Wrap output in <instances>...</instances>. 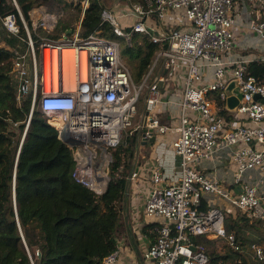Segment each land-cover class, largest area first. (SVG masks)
<instances>
[{
    "label": "built area",
    "instance_id": "obj_1",
    "mask_svg": "<svg viewBox=\"0 0 264 264\" xmlns=\"http://www.w3.org/2000/svg\"><path fill=\"white\" fill-rule=\"evenodd\" d=\"M10 1L15 10L0 13V24L24 41V47L16 48L13 56L12 72L19 79L17 99L30 95V116L38 103L48 122L66 137L74 151L72 175L77 181L103 193L111 181L110 150L119 147L131 129L139 131V141L148 140L153 133L177 134L171 145L179 156L180 179L165 183L160 167L151 172L144 214L159 225L144 259L154 264H207L208 254L196 240L202 236L225 238L237 249L234 235L226 233L224 203L264 224V82L248 73L249 63L257 58L231 54L239 25L232 15L236 0L128 2L122 14L127 25L119 13L105 6L102 21L109 22L128 43L132 32H144L153 42L168 44L157 52L140 83L132 78L119 38L99 31L81 35L89 0L80 1L78 24L59 39L41 32L55 28L63 8L35 4L27 17L17 0ZM252 1L259 9L245 27L264 41V0ZM65 49L73 52L65 54ZM173 69L176 74H170ZM172 80L182 86L175 125L161 123L156 117V108L163 101L159 83L166 86ZM232 81L237 82L241 98L231 109L226 88ZM229 112L237 118L235 124L225 116ZM225 150L231 152L230 163L236 167L232 188L201 169L204 162ZM138 176L139 171L133 169L128 178ZM206 195L215 202L202 208ZM252 250L255 259H264V244H253ZM119 257L117 246L101 264H119Z\"/></svg>",
    "mask_w": 264,
    "mask_h": 264
},
{
    "label": "trees",
    "instance_id": "obj_2",
    "mask_svg": "<svg viewBox=\"0 0 264 264\" xmlns=\"http://www.w3.org/2000/svg\"><path fill=\"white\" fill-rule=\"evenodd\" d=\"M17 1L27 17L39 1L63 2L64 9L82 13V4L73 0ZM105 6L104 0H89L81 35L99 31L119 38L132 78L140 83L157 52L168 44L155 43L144 32H132L131 44L128 43L109 22L102 21ZM13 10L10 0H0L2 15ZM71 28L75 27L69 21L60 19L52 31L41 33L59 39ZM23 47V39L0 24V264H101L118 246L128 176L136 165L140 146L139 131H127L122 144L110 150L111 181L103 193L77 181L72 175L76 165L73 149L60 138L59 130L48 122L38 103L30 116V95L17 99L19 79L12 72L13 56L16 48ZM248 73L264 82V61L252 60ZM217 102L220 103L218 99ZM52 121L60 127L58 120ZM225 226L227 235H234L237 249L225 238L196 237L208 254L207 264H264V259L253 257L252 250L253 244H264L261 221L240 211L226 212Z\"/></svg>",
    "mask_w": 264,
    "mask_h": 264
},
{
    "label": "crops",
    "instance_id": "obj_3",
    "mask_svg": "<svg viewBox=\"0 0 264 264\" xmlns=\"http://www.w3.org/2000/svg\"><path fill=\"white\" fill-rule=\"evenodd\" d=\"M104 2L121 15V20L125 25L128 24V20L122 16L129 4L126 0H104ZM258 9L259 7L252 0H236L232 15L237 22H241L238 26L245 27L246 23L252 17H255ZM245 28H243L244 31ZM247 38L254 43L256 41L257 50L260 54L250 53L241 56L252 55V57L262 60L264 58V41L254 33H250ZM170 74H176L175 70H170ZM161 89L163 101L156 108V117L161 123L175 125L178 121V101L182 94L181 83L172 80L170 84L164 85ZM225 116L231 120V123L235 124L237 118L231 112L226 113ZM156 136L154 142L145 143V140L140 141L137 162L134 167L139 171V176L135 179H128L129 190L124 201L123 215L118 231L119 264H154L152 260L143 258L144 251L158 236L159 221L149 219L144 214L146 194L152 186L151 172L155 167H160L165 183H173L180 179L179 156L174 153L171 145L172 139L177 134L168 132ZM230 158L231 152L222 151L216 154L214 160L204 162L201 169L220 178L227 188H232L233 173L236 167L233 163H230ZM214 202L213 197L206 195L202 206L208 208ZM221 205L225 213L235 214L239 211L233 205L225 203Z\"/></svg>",
    "mask_w": 264,
    "mask_h": 264
},
{
    "label": "rangeland",
    "instance_id": "obj_4",
    "mask_svg": "<svg viewBox=\"0 0 264 264\" xmlns=\"http://www.w3.org/2000/svg\"><path fill=\"white\" fill-rule=\"evenodd\" d=\"M73 2H75L76 4L80 3L79 0H73ZM37 3L38 4L42 3V4H46V5H52V6L56 5L54 7L63 8L64 9V7H63L64 3L63 2L59 3V4H56V3H53V2L39 1ZM107 7H109V5ZM63 11H64L63 15H62V17L60 19H65V20L69 21L72 24V27H75L78 24L82 13L79 14V12L75 11L74 9H67V10L64 9ZM242 22H243V20H242ZM239 24H241V22ZM243 28H245V27L238 26V29H237V32H236V46H234V48L231 50V54H233V55H235V54H237V55H246V54H250V53L260 54L259 51L257 50L256 41L252 38L255 41V43H254L251 39L247 38L249 36V32L247 33V30L244 31ZM122 47H123V45H122ZM251 56L252 55H250V57ZM124 59L127 60L125 57H124ZM178 75H180V73H178ZM146 95H147V92H146V89H145L144 92H143V96L144 97H142V100H141V106H142L141 108H143V105L145 103ZM220 247H221V245H220Z\"/></svg>",
    "mask_w": 264,
    "mask_h": 264
},
{
    "label": "water",
    "instance_id": "obj_5",
    "mask_svg": "<svg viewBox=\"0 0 264 264\" xmlns=\"http://www.w3.org/2000/svg\"><path fill=\"white\" fill-rule=\"evenodd\" d=\"M71 29H69L70 31ZM28 68H30V65L28 64ZM160 87H164L165 85V82H160L159 83ZM226 91L228 93V100H227V103H228V106L229 108H234L235 106H237V104L239 103V100L241 98V92L239 90V87L237 85V82L236 81H232L226 88ZM260 97V95H255V98L258 99ZM60 138L62 140H64L65 142L68 143V141L66 140V137L63 135V134H60L59 135ZM156 134H152L151 137L148 139V140H145L144 142L145 143H149V142H154L156 140ZM70 144V143H69ZM72 145V144H70Z\"/></svg>",
    "mask_w": 264,
    "mask_h": 264
},
{
    "label": "bare ground",
    "instance_id": "obj_6",
    "mask_svg": "<svg viewBox=\"0 0 264 264\" xmlns=\"http://www.w3.org/2000/svg\"><path fill=\"white\" fill-rule=\"evenodd\" d=\"M73 52V50L72 49H65L64 50V53L65 54H71ZM45 55H46V57H47V59H48V56H49V49H47V50H45ZM48 68H49V65H48V62L46 63V65H45V71H46V75L48 76L49 75V71H48ZM72 82V81H71ZM55 120H57V119H55ZM58 122L60 123V126H61V122L58 120Z\"/></svg>",
    "mask_w": 264,
    "mask_h": 264
}]
</instances>
